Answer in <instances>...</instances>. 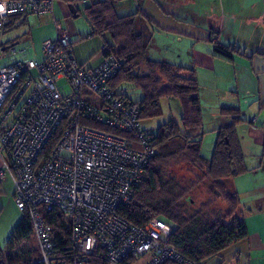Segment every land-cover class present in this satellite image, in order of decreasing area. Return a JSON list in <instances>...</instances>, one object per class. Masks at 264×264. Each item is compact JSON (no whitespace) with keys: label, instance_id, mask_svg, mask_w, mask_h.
I'll return each mask as SVG.
<instances>
[{"label":"built area","instance_id":"1","mask_svg":"<svg viewBox=\"0 0 264 264\" xmlns=\"http://www.w3.org/2000/svg\"><path fill=\"white\" fill-rule=\"evenodd\" d=\"M52 2L0 0V37L13 15L51 12ZM54 26L56 37L43 41L41 59L27 56L26 46L10 45L9 60L0 64V182L5 177L13 182V199L29 216L39 261L87 264L100 247L112 264L143 257V264H195L164 243L171 230L166 221L154 217L135 225L118 215L155 148L141 124L139 104L110 85L121 68L116 56L105 54L97 66L85 67L74 57L69 31L57 20ZM53 209L71 228L68 251L57 248L42 217Z\"/></svg>","mask_w":264,"mask_h":264},{"label":"trees","instance_id":"2","mask_svg":"<svg viewBox=\"0 0 264 264\" xmlns=\"http://www.w3.org/2000/svg\"><path fill=\"white\" fill-rule=\"evenodd\" d=\"M121 0H91L84 7L85 17L91 27V33L103 38L109 34L111 43L103 38V55L112 53L121 64L118 74L110 82L126 99L137 102L140 106V118L161 115L160 99H177L181 110L180 123L173 119L160 125L156 134L148 133L155 153L145 165L143 175L137 183L132 198L118 207V215L135 225H142L154 217L166 221L170 227L169 235L164 239L184 259L203 264L216 256L232 243L245 238L248 234L246 224L238 215L240 199L236 192L227 190L224 180L238 176L248 170L241 148L237 126L242 121L238 109L222 107L219 113L233 115L230 124L216 129V138L209 157L202 154V140L199 129L203 124V112L198 93L200 86L191 68L176 66L164 60L147 57L153 32L158 28L152 19L145 15L139 2L135 12L118 15L115 3ZM79 12V9H76ZM25 14V13H23ZM13 15L4 32L14 27ZM213 52L230 59L234 49L215 42ZM143 66L144 71L139 70ZM140 71V72H139ZM127 82L142 91V98L137 101L120 91L121 83ZM86 125L106 127L85 122ZM60 132L57 131L44 149V155L56 143ZM118 135L130 139V133L118 132ZM129 145H133L130 140ZM184 156L186 163H193L204 171L209 181L208 190L215 200H220L223 209H212L209 204L189 212L193 199L188 194L190 186L175 193L172 183L166 179L164 169L171 160ZM11 232L5 247L0 246V264H43L39 261L40 253L32 238L31 224L27 212ZM45 223L50 226L58 249L70 250L71 228L68 220L58 209L42 211ZM26 244L19 246V242ZM16 248V253L12 251ZM34 260V262H32ZM135 260L126 258L119 264H134ZM87 264H112L105 257L103 248L98 247L88 258ZM163 264H173L166 261Z\"/></svg>","mask_w":264,"mask_h":264},{"label":"crops","instance_id":"3","mask_svg":"<svg viewBox=\"0 0 264 264\" xmlns=\"http://www.w3.org/2000/svg\"><path fill=\"white\" fill-rule=\"evenodd\" d=\"M90 2L82 0L74 15L68 7L70 1L53 0L51 12L19 14L13 23L28 25L24 40L35 42L36 38L42 58V43L56 37L54 20L59 21L70 33L76 61L92 68L103 57V38L91 33L86 17V27L73 20L80 12L85 16L83 9ZM139 5L158 26L150 44L158 40L164 49L172 50V58L163 55L161 60L194 70L200 86L203 122L214 120L209 125L212 133L216 134V129L230 124L233 118L232 114H220L222 107L238 109L242 121L237 131L244 155L250 147L261 151L251 165L244 156L246 172L224 180L227 190L239 196L238 215L246 224L247 236L203 264H264V173H259L264 167V0H141ZM136 9L135 0L115 3L118 15L131 14ZM174 42L177 45L172 49L170 44ZM215 42L232 47V57L216 55ZM17 43L16 38L11 45ZM206 107L210 109L204 110ZM205 111L209 116H205ZM1 162L0 156V166ZM15 250L14 247L12 251L16 253Z\"/></svg>","mask_w":264,"mask_h":264},{"label":"rangeland","instance_id":"4","mask_svg":"<svg viewBox=\"0 0 264 264\" xmlns=\"http://www.w3.org/2000/svg\"><path fill=\"white\" fill-rule=\"evenodd\" d=\"M124 12V11H119ZM74 22H78L82 26H88L85 16L80 12V15L73 19ZM65 28V25H63ZM28 29L27 24L23 25H16L14 27L9 28L7 31L3 33V35L0 37V64L6 62L9 60V50L10 45L13 40L16 38L18 39L17 47L21 46H29L27 50V56L30 57H36L41 58L40 53V42H35L32 40L25 41L23 34ZM38 36V35H37ZM103 38L108 42L111 43V38L109 34L105 33L103 35ZM174 39V37H172ZM172 40V39H171ZM176 41V40H174ZM158 40L155 42L153 41L152 44H150L147 53L148 58L153 60H161V58L166 56L167 58H172V50L164 49L162 45L157 43ZM170 42V41H169ZM171 48L173 49V45H177L176 42H174ZM139 70L142 72L144 71L143 66L139 68ZM139 71V72H140ZM62 80L58 81L60 84ZM66 86V90H67ZM120 91H122L124 94L129 96L133 100L139 101L143 94L142 91L139 88H135L132 85H130L127 82L121 83L119 87ZM118 90V89H117ZM207 91V90H206ZM205 91V92H206ZM177 99L172 98H161L160 99V107H161V115L156 117H144L141 120V124L143 128L148 132L152 134L157 133V129L160 125L167 122L170 119L175 120L176 122L180 123V116H181V110L178 104ZM209 107H206L204 110H209ZM205 116H209L208 113L205 111ZM208 120V119H206ZM214 120H209L203 122V127L201 126V129L197 131L200 133V137L202 140V154L205 157H209L211 154V150L214 145V141L216 138V134H213L211 129V126L209 127L210 123H212ZM261 154V151H257L255 147H250V149H245V155L248 159V165H251L256 162V157ZM186 158L184 156L178 157L174 160H171L169 163V166L164 169L166 179H168L172 185L175 188V193L177 194L180 190H183V187L190 186V189L188 190V194L193 199V205H189V212H193L197 209L201 208V205L209 203V207L214 209H219L222 211L223 204L220 200H215L212 193L208 190L209 181L204 176V171L198 168L193 163H186ZM259 173H264V167L260 168ZM260 175V174H259ZM260 177V176H259ZM3 184L0 186V246L5 247V244L13 231L14 227L17 225L19 220L21 219L23 213L17 209L16 204L13 199V189L14 185L10 177H5L3 180ZM6 248V247H5ZM146 260V257L141 258L139 261L135 262L134 264H143Z\"/></svg>","mask_w":264,"mask_h":264},{"label":"water","instance_id":"5","mask_svg":"<svg viewBox=\"0 0 264 264\" xmlns=\"http://www.w3.org/2000/svg\"><path fill=\"white\" fill-rule=\"evenodd\" d=\"M68 7H69L70 11H71L74 15H76V8L73 6V4L70 3V4L68 5Z\"/></svg>","mask_w":264,"mask_h":264}]
</instances>
